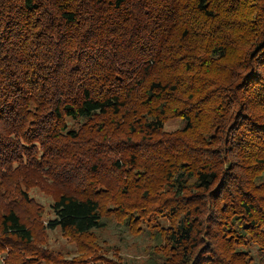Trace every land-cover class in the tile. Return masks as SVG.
<instances>
[{"label": "trees", "instance_id": "trees-1", "mask_svg": "<svg viewBox=\"0 0 264 264\" xmlns=\"http://www.w3.org/2000/svg\"><path fill=\"white\" fill-rule=\"evenodd\" d=\"M241 31L253 43L230 71L208 78L223 91L211 111L217 119L207 118L264 169V0H0L3 264L44 258L17 213L32 203L28 183L9 180L24 169L51 179L46 228L59 227L83 253L50 256L52 264H89L103 215L131 231L166 216L161 251L178 264H251L234 246L249 237L264 250V184L233 163L224 171L207 164L203 134L190 149L184 137L163 134L177 115L184 133L194 130L197 106L186 102Z\"/></svg>", "mask_w": 264, "mask_h": 264}, {"label": "rangeland", "instance_id": "rangeland-1", "mask_svg": "<svg viewBox=\"0 0 264 264\" xmlns=\"http://www.w3.org/2000/svg\"><path fill=\"white\" fill-rule=\"evenodd\" d=\"M253 40L252 35L249 36L241 31L238 42L233 45L235 51L232 50L220 62L221 64L216 66V70L210 69L212 72H208L207 78H205L207 81L201 84L202 87L199 85L198 96H195V99L189 102L185 101L186 104L196 103L197 106L194 108L192 118L194 130L184 133L186 130L185 119L177 115L165 120L163 134L167 137H184V142L189 149L198 144L197 138L203 134L207 138V164L210 163L218 171H224L229 163H233L232 168H235L236 174L243 173L247 177H253L256 181L255 183L260 185L264 184L263 167L255 165L254 161H244L245 155L239 156L240 152H237L238 148L234 143H232V147L228 146L232 138L222 133L224 127L216 131V125L212 123L213 120L210 121L207 118L210 115L217 119V116L211 111L218 104V97L223 91V86L217 78H208L212 77L217 72V69L219 71H230V65L236 66V52L245 51L253 43ZM203 64H205V61ZM187 77L190 79V76ZM230 81L234 80L230 79ZM227 84L225 83V87H227ZM177 96L184 100L186 99L184 94ZM70 122L68 128L71 125ZM9 180H13V183L16 181H27L28 183L27 188L22 186V189H26L27 197L32 200V203H21L17 207V213L32 228L34 243L44 255V258L39 259L36 264H52L53 261L50 256L65 260L73 258L77 260L80 257L79 255H83L82 252L77 251L75 241L67 233L62 232L59 227L55 229L46 228L48 221L54 218L51 208L53 203L52 186L49 184L51 179H49L47 174H38L32 169H24L17 176L12 175ZM193 181L194 179H191L187 183L190 184ZM192 191L194 190L190 191L189 189L185 194L189 195ZM156 221L155 226L152 227H148L144 221L140 224L139 231L132 230V232L125 225L119 224L114 217L103 215L102 222L104 227L92 230V245L96 244L97 250L93 254L88 255L87 258L84 257L85 261H90L89 264H178L177 257L173 259V254L169 250L161 251V248L165 245L162 234L163 229L170 226L168 218L161 215ZM160 228H162V232H160ZM247 238L248 241L244 246L236 245L234 248L237 251L248 252L251 264H264V250L259 251V244L253 243L249 237ZM1 249L0 264H3L8 246H4Z\"/></svg>", "mask_w": 264, "mask_h": 264}]
</instances>
